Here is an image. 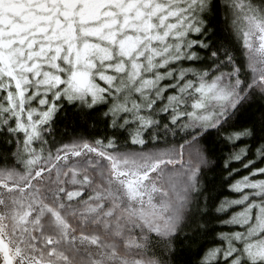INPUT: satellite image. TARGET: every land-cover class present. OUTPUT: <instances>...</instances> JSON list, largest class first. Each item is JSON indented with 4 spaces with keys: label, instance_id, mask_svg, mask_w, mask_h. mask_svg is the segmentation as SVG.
Masks as SVG:
<instances>
[{
    "label": "snow or ice",
    "instance_id": "1",
    "mask_svg": "<svg viewBox=\"0 0 264 264\" xmlns=\"http://www.w3.org/2000/svg\"><path fill=\"white\" fill-rule=\"evenodd\" d=\"M213 222L197 264H264V0H0V264H185Z\"/></svg>",
    "mask_w": 264,
    "mask_h": 264
},
{
    "label": "trees",
    "instance_id": "2",
    "mask_svg": "<svg viewBox=\"0 0 264 264\" xmlns=\"http://www.w3.org/2000/svg\"><path fill=\"white\" fill-rule=\"evenodd\" d=\"M222 147V146H221ZM217 158L223 155H227L226 152L220 150L216 153ZM223 161L220 162V167L222 168ZM219 172V169H218ZM247 174L246 170H241L236 176L235 179H239L242 175ZM224 176L227 175L225 172L223 174ZM214 174H210L208 179H213ZM217 180L219 181L222 179V176H217ZM217 192L220 193L221 199H232L235 198V194H230L227 190V185H224L223 187L220 186L219 183H217ZM239 208L233 209V211H238ZM212 228H218V224L213 222L212 225H210L209 233L207 235H201L197 237V243L193 244L190 249L186 248L181 259L185 262V264H197L198 256H202L208 249H210L213 246L219 245V241L215 239L216 233L211 231Z\"/></svg>",
    "mask_w": 264,
    "mask_h": 264
}]
</instances>
